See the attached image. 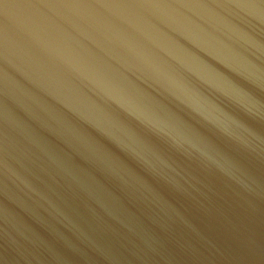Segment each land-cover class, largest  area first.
I'll list each match as a JSON object with an SVG mask.
<instances>
[{
  "label": "water",
  "instance_id": "95a60500",
  "mask_svg": "<svg viewBox=\"0 0 264 264\" xmlns=\"http://www.w3.org/2000/svg\"><path fill=\"white\" fill-rule=\"evenodd\" d=\"M0 264H264V0H0Z\"/></svg>",
  "mask_w": 264,
  "mask_h": 264
}]
</instances>
